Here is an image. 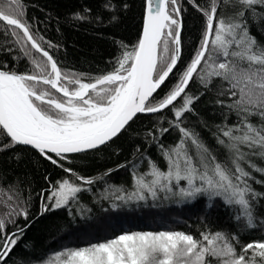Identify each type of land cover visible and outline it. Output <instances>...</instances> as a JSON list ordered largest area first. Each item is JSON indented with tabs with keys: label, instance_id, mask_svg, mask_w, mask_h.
I'll list each match as a JSON object with an SVG mask.
<instances>
[{
	"label": "snow or ice",
	"instance_id": "snow-or-ice-1",
	"mask_svg": "<svg viewBox=\"0 0 264 264\" xmlns=\"http://www.w3.org/2000/svg\"><path fill=\"white\" fill-rule=\"evenodd\" d=\"M189 2L205 18L201 43L176 83L159 96L158 90L175 74L180 60V0H146L138 44L122 53L111 72L89 78V82H84L82 74L63 71L34 37L22 19L23 0H0V28L15 38L32 65L18 72L0 64V151L29 146L66 174L40 194V215L68 207L79 199L78 194L111 175L113 170L108 169L92 178L66 166L76 154L107 145L138 114L167 110L172 114L168 123L180 138L175 145L159 146L166 170L151 158H146V172L140 170L144 158L118 165L129 169L132 191L107 185L104 198L110 194L115 200L132 203L157 199L164 193L187 201L206 197L209 208L219 199L224 206L237 208L235 218L243 219L249 229L257 227L254 208L264 198V192L253 187L264 185V179L254 175L264 176V43L251 34L248 17L264 9V0H209L206 8L196 0ZM104 7L114 5L109 0ZM87 18L83 13L74 17L78 21ZM259 18L264 19V13ZM32 50L40 55L34 56ZM194 78L205 90L213 78L223 79L230 86L229 98L236 97L228 107L236 112L237 121L217 125L214 134L216 143L225 149L222 159L193 129L184 126L187 114H195L193 105L200 98L189 91ZM216 103L223 105L224 101ZM169 130L158 131L162 135ZM148 135L157 139L152 131ZM9 207V216L22 215L28 220L26 209L17 212ZM29 226L9 234L0 219V233H4L0 236V264H6ZM237 244L238 235L229 238L223 232H201L199 239L180 231L128 232L105 242L65 249L54 260L56 264H264V241L240 244L239 252Z\"/></svg>",
	"mask_w": 264,
	"mask_h": 264
},
{
	"label": "trees",
	"instance_id": "trees-1",
	"mask_svg": "<svg viewBox=\"0 0 264 264\" xmlns=\"http://www.w3.org/2000/svg\"><path fill=\"white\" fill-rule=\"evenodd\" d=\"M107 2L109 0H23L22 19L63 71L82 74L84 82H89V78L111 72L122 53L132 51L141 38L145 0H110L114 5L111 9L104 7ZM196 3L206 8L209 0H196ZM125 4L127 7H124ZM180 5L183 24L181 58L175 74L158 91L159 96L176 83L179 73L201 43L205 18L189 0H180ZM80 13L88 18L75 20V15ZM262 13L264 9H258L249 15L248 25L251 34L264 43V19L259 18ZM32 54L40 55L35 50ZM4 63L18 72L32 67L15 38L6 35L0 28V64ZM229 88L227 81L213 78L205 90L199 79L194 78L189 91L200 98L193 105L195 114L189 113L184 119V126L193 129L221 159L225 156V149L216 143L214 134L217 125L230 126L237 121L236 112L228 107L236 99L229 98ZM221 92L224 94L220 95ZM217 100L224 101V104L216 103ZM171 119L172 114L167 110L157 114H140L130 122L125 132L107 145L76 154L71 164L66 166L92 178L108 169L113 170L111 175L97 181L89 191L78 194L79 199L70 202L68 207L43 215H40V194L50 187V182L54 184L66 174L31 148L17 145L0 151V219L5 221V232L10 234L18 227L30 224L20 235L6 264H56L54 257L65 249L105 242L128 232L180 231L197 239L201 232H223L229 238L233 234L238 235L240 244L264 241V198L255 204L257 227L254 229H249L243 219L235 218L237 208L224 206L219 199L213 201V206L209 208L206 197L187 201L160 193L157 199L149 197L146 201L132 203L115 200L110 194L104 198L107 185L132 191L129 169L118 168V165L144 158L140 170L146 172V158H151L161 170H166V161L159 146L175 145L180 138L178 130L168 123ZM161 128L170 130L161 135L158 131ZM149 131L156 134V140L148 135ZM254 175L264 179V176ZM253 187L258 192H264V185L254 184ZM9 205L17 212L26 209L28 220L22 215L9 216ZM3 234L0 233V236ZM240 244L236 245L237 252Z\"/></svg>",
	"mask_w": 264,
	"mask_h": 264
},
{
	"label": "water",
	"instance_id": "water-1",
	"mask_svg": "<svg viewBox=\"0 0 264 264\" xmlns=\"http://www.w3.org/2000/svg\"><path fill=\"white\" fill-rule=\"evenodd\" d=\"M146 15V0H145V10H144V16ZM144 20V19H143ZM182 28H183V24H182ZM142 29H143V23H142ZM181 32H182V29H181ZM142 36V31H141V35H140V37ZM181 50H182V46H181ZM50 54V53H49ZM180 55H181V53H180ZM181 58V57H180ZM179 62V61H178ZM176 69H174V71H175ZM172 74H170V76H171ZM166 83V82H165ZM159 91V90H158ZM143 115H146V114H148V113H142ZM157 114V113H156ZM138 115H140V114H138ZM137 115V116H138ZM136 118V117H135ZM134 118V119H135ZM115 139V138H114ZM22 146H24V145H22ZM25 147H28V148H30L29 146H25Z\"/></svg>",
	"mask_w": 264,
	"mask_h": 264
}]
</instances>
